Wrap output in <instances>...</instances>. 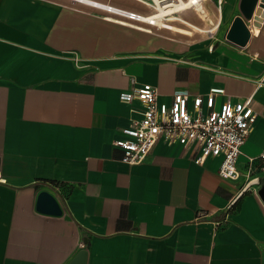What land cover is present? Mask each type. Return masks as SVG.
Masks as SVG:
<instances>
[{
	"label": "crops",
	"instance_id": "crops-1",
	"mask_svg": "<svg viewBox=\"0 0 264 264\" xmlns=\"http://www.w3.org/2000/svg\"><path fill=\"white\" fill-rule=\"evenodd\" d=\"M245 1L207 0L208 27L182 22L210 34L184 45L70 0H0V264H69L81 249L85 264H264V14L245 43L227 37ZM132 80L164 101L212 87L217 106L250 97L239 177L163 140L121 160L114 140L142 108L120 100ZM41 190L60 214L37 210Z\"/></svg>",
	"mask_w": 264,
	"mask_h": 264
},
{
	"label": "built area",
	"instance_id": "built-area-1",
	"mask_svg": "<svg viewBox=\"0 0 264 264\" xmlns=\"http://www.w3.org/2000/svg\"><path fill=\"white\" fill-rule=\"evenodd\" d=\"M134 1L146 9L129 8L108 1L104 17L138 30L159 34L160 30L167 28V22H170V16L162 11L177 8L181 12L207 2ZM261 1L264 3V0ZM180 12L174 13L175 17ZM156 13L160 16H155ZM219 93L224 94V91L217 87L210 88L206 94L177 91L171 95L170 100L164 101L160 99L155 85L138 84L132 80L131 86L120 92V100L129 104L139 102L142 108L140 117H132L130 124L122 129V136L114 140V145L123 151L121 160L139 164L148 157L156 142L163 140L168 144L194 147L199 164H203L211 156H221L219 173L225 178L237 179L240 175L237 162L243 154L242 146L254 128L257 112L251 105L250 97L238 102L228 97L217 106L216 95ZM261 156L264 158V150ZM254 159L255 157L248 158L249 167ZM250 181L242 185L241 194L249 188Z\"/></svg>",
	"mask_w": 264,
	"mask_h": 264
},
{
	"label": "water",
	"instance_id": "water-1",
	"mask_svg": "<svg viewBox=\"0 0 264 264\" xmlns=\"http://www.w3.org/2000/svg\"><path fill=\"white\" fill-rule=\"evenodd\" d=\"M264 3L257 0H246L243 7V16L234 19L227 32V37L236 43H245L250 35L247 20H259L264 14ZM37 210L50 214H60L61 207L56 197L47 190H41L37 196ZM87 251L81 249L69 264H85Z\"/></svg>",
	"mask_w": 264,
	"mask_h": 264
},
{
	"label": "rangeland",
	"instance_id": "rangeland-1",
	"mask_svg": "<svg viewBox=\"0 0 264 264\" xmlns=\"http://www.w3.org/2000/svg\"><path fill=\"white\" fill-rule=\"evenodd\" d=\"M99 1H103V2L108 3L107 0L106 1L105 0H99ZM126 1L129 2V5H130L129 7H131V8L137 7V8L146 9L143 5H141L140 3H138L134 0H126ZM205 4H206V7L209 8L208 3L206 2ZM86 6H88V5H86ZM92 8H94V7H92ZM94 9H97V8H94ZM97 10L100 13L103 12L106 14V12L103 10H100V9H97ZM177 16H180V14H177ZM182 17L184 20H187L191 23H194L195 25H197L201 28L202 27L203 28L208 27L206 21L203 20V18L200 16L198 11L194 10L193 8L186 10V12H184L182 14ZM174 22H176L179 25L187 26L189 29L192 30L193 33L191 35H182V34H178L176 32H172V31L167 30V29H162L159 31V34H162V33L167 34L169 37L177 40L179 43L184 44V45H188V44H192V43L194 44L196 42H200L201 40L205 39L210 34L208 31H204V32L200 31L199 29H196L190 25L188 26L187 24H184V23L180 22L179 20H176Z\"/></svg>",
	"mask_w": 264,
	"mask_h": 264
},
{
	"label": "bare ground",
	"instance_id": "bare-ground-1",
	"mask_svg": "<svg viewBox=\"0 0 264 264\" xmlns=\"http://www.w3.org/2000/svg\"><path fill=\"white\" fill-rule=\"evenodd\" d=\"M71 1H74V2H77L79 4H84V5H88L90 7H94V8H97V9H100V10H103V11H106L108 10V6H109V3H106V2H103V1H99V0H71ZM205 8L207 10V7H206V4H202L201 6H197L196 8H194V10L196 11H201L202 12V15L206 18V20H208L207 22H211L208 14L205 12ZM180 9H177V8H173V9H168L166 11H162L164 12L163 14H168L170 16V18L168 19L170 22H167V30H170L171 28L173 29H178V28H181V27H178L176 26L174 23V21L176 20H179L180 22L184 21L183 17H182V14L183 12L185 11H179ZM176 12H180V16H176L175 17V14ZM157 17L160 16V14H157L156 15ZM113 19V17H112ZM115 20V19H113ZM158 23H161L160 21H157ZM183 23V22H182ZM213 23V22H212ZM177 24V23H176ZM183 32H188L185 28H181L179 29ZM176 31V30H175Z\"/></svg>",
	"mask_w": 264,
	"mask_h": 264
}]
</instances>
